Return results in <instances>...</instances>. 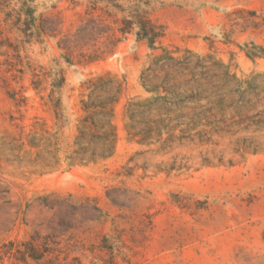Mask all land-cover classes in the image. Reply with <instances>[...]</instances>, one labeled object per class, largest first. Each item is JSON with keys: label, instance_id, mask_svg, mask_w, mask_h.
I'll use <instances>...</instances> for the list:
<instances>
[{"label": "rangeland", "instance_id": "1", "mask_svg": "<svg viewBox=\"0 0 264 264\" xmlns=\"http://www.w3.org/2000/svg\"><path fill=\"white\" fill-rule=\"evenodd\" d=\"M36 4L46 46L0 48V264H264V0Z\"/></svg>", "mask_w": 264, "mask_h": 264}, {"label": "trees", "instance_id": "2", "mask_svg": "<svg viewBox=\"0 0 264 264\" xmlns=\"http://www.w3.org/2000/svg\"><path fill=\"white\" fill-rule=\"evenodd\" d=\"M36 1L37 0H0V48L10 47V40H13L16 44L19 45H31L32 41H29L31 38L36 40V43L46 46L43 42V33L37 32L35 29L33 30L32 27H30V29H25V31L29 30L28 34L29 37H31L30 39L29 37H26L24 32H22L23 35H21L20 37L17 35V30L19 28L18 22L20 21L21 17H24V19H26V21L28 22L29 20H32V24L36 21ZM9 59L11 60L10 62H12V60H15V57H11ZM10 62L7 64V66H9L10 68L17 65L15 62H12L13 64ZM2 66H4L3 63L0 64V68ZM1 78L3 77L1 76ZM52 80L53 84L50 83L51 93L48 98V104L53 108L56 115V121L58 123V111L60 110L61 101L58 97H55L53 95L54 93L52 92V90H54L55 87V80L54 78Z\"/></svg>", "mask_w": 264, "mask_h": 264}]
</instances>
